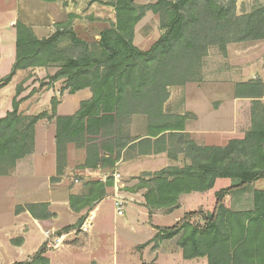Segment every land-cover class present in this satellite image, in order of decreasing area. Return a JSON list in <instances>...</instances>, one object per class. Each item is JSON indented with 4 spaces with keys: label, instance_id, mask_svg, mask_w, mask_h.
<instances>
[{
    "label": "trees",
    "instance_id": "trees-1",
    "mask_svg": "<svg viewBox=\"0 0 264 264\" xmlns=\"http://www.w3.org/2000/svg\"><path fill=\"white\" fill-rule=\"evenodd\" d=\"M106 1L114 10L115 20L92 47L77 39L72 31L58 30L39 40L29 27L15 24V61L0 86L8 84L19 71L57 63L58 71L51 80H62L68 94L87 89L91 98L82 101L71 116H58L52 104L49 113L28 118L19 111L17 87L12 110L0 118V177L10 175L17 162L33 152L34 127L44 119L54 120L55 124L56 175L50 179L52 184L63 176L69 144L84 150L82 169L92 171L114 170L127 151L137 148L148 149L146 153L140 151V156L165 154L171 162L183 155L188 165L142 173L139 189L145 190L142 197L149 216L155 211L173 212L180 207L181 196L207 192L218 179H229L233 184L215 194L211 212H186L171 227L153 226L156 239L180 236L177 245L184 260L264 264V189H253L251 210L230 211L223 203L225 197L245 192L264 180V104L259 101L264 96V85L255 81L235 86L237 96L253 100L251 124L242 139L230 140L223 147L197 146L184 133L188 116L164 112L170 88L203 81L202 69L211 48L224 56L229 44L264 43V7L236 16L238 0H148L155 3L143 7H137L136 0ZM148 11L158 15L162 35L147 51H142L133 44V32ZM66 37L72 47L82 48L77 58L69 57L67 50H58V44ZM134 116L145 119L144 139L124 133ZM174 146H179V151L174 152ZM110 186V181L87 182L84 191L71 194L70 210L84 215L74 225L62 228L58 236L79 227ZM48 208L44 203L26 204L14 212H28L34 219L49 220L54 215ZM193 218H199V223L193 224ZM43 254L44 245L28 262L18 264H48Z\"/></svg>",
    "mask_w": 264,
    "mask_h": 264
},
{
    "label": "crops",
    "instance_id": "crops-1",
    "mask_svg": "<svg viewBox=\"0 0 264 264\" xmlns=\"http://www.w3.org/2000/svg\"><path fill=\"white\" fill-rule=\"evenodd\" d=\"M84 4L87 3L83 0H0V81L11 73L15 61L16 33L14 27L17 22L29 27L37 39H47L56 32L57 26L63 25L64 22L66 23L73 17L77 19L84 11ZM94 11L95 7L91 5L89 12L92 14ZM112 16L113 13L109 15L108 19L114 22ZM95 18H100L97 16V12H95ZM76 21L74 22V29H76L77 26ZM210 54L211 53L208 52L205 60L209 59ZM217 61L215 60L214 65H212L214 69L204 71V77L201 83H188L182 87H172L169 89L170 95L164 105V112L172 116H188L189 118L184 124V133L192 136L196 141V137L201 138L203 141V136L206 133L223 134L230 132L232 135H236L235 138L226 140L224 142V145H226L230 140L242 139L250 128L253 100L244 95L237 96L235 94V86L255 81L262 82L264 85V43L262 41H255L229 44L226 47L225 55L223 56L221 54V56L217 58ZM209 64V61L206 62V69ZM216 65H219V67H216ZM28 73H31L33 78L36 77L38 79L45 76V70L43 68L19 71L12 77L8 84L0 86V118H3L12 110V101L16 96V88L21 82L20 78ZM33 78L23 85L24 91L20 94L21 96L19 95L16 98V101H19V111L22 112L24 116H37L44 112L49 113V102H51L52 99L56 100V114L58 116H71L76 113L82 101L91 98V93L87 89L78 91L74 94H68V91L65 90V86L62 85L64 89L58 90L57 86L63 83L62 80L54 83L56 86L54 89H50L44 94L42 93L43 91H41L42 95L38 93L30 95L33 88H35V86L32 85ZM259 101L264 104V96L260 98ZM38 102H43L45 104L44 107L41 108L38 106ZM169 108L173 109L174 112H170ZM207 117L212 119L211 123L214 125L213 130L198 129L200 124L207 120ZM138 120H140L139 122L142 124V129L145 128V119L139 116H134L132 118L131 126L137 123ZM39 128L43 130L47 128L50 134H53L50 140L52 137L54 139V120L50 122L46 120L38 121L35 125L34 148L32 154L18 161L10 175L0 177V183L7 182L4 180H10V182H15L17 184L20 180L22 182V179L27 177H31V180L36 179L34 180V184L38 186L34 193L41 195L40 199L32 203L17 205L16 207L26 204H48L49 212L53 214L54 217L49 220H37L28 212L16 215L14 212L15 207L12 211L14 219L13 229L10 231L0 227V245L5 246L0 249V264L28 262L43 245L45 240L44 233L46 231L52 229L59 230L74 225L80 216L84 214V212H82V214H76L69 208V196L71 194L64 189L66 174L60 177L59 182L54 185L50 183V179L56 175L55 149L52 163L54 171L52 170V172L47 173L44 177L40 178V180L35 177L36 172L34 173L31 167H33L32 164L35 162L34 158L39 152V147L37 145V131ZM132 136L137 138L134 133H132ZM138 137L144 139L146 134H141ZM198 145L210 147L219 146L206 144L204 142H199ZM224 145L222 144L220 147ZM70 147L68 148V154L71 156ZM164 155L165 154L141 156L138 159L132 160L120 159L114 170L115 173L120 174L121 179L125 177H138V175L142 173H155L170 165L168 159L164 157ZM80 172H87V176L91 177L102 175L100 178H103L104 176L102 171L93 172L90 170H81ZM260 183L259 181L254 183V189H264V187L260 188L257 186V184L259 185ZM121 186H123V184ZM122 193L124 195L126 192H119L121 195ZM114 194L113 190L110 192L108 191L106 196L99 203L95 204L92 212H90L92 218H95L105 205H110L113 208ZM129 195L139 196L136 203L132 205L133 207L141 209L148 215V209L143 205L142 196L138 194ZM186 196H190V194L180 197V209L181 200ZM113 210L114 217L124 216H117L116 210L114 208ZM63 211L71 212L74 215V219L71 223L58 225L57 222ZM93 228L92 226L83 240H79V236L82 234L76 236L69 234L75 230L65 233L66 235L68 234L66 238L73 236L70 240L72 242L73 240L77 241L73 244L69 243V245H63V254H66L69 259L56 260V264H125L119 258L117 246L115 244H113V248H111L113 249V254L111 256L109 255L101 258L98 254H95L97 248L101 246V244L99 243L97 233L93 232ZM35 232L37 233V238L40 236L42 238L38 240V244H35V248L33 252H31V250H26L27 239L31 235L35 236ZM49 253L50 252L47 254L44 253L43 257L48 260V264H54ZM76 255L77 257L80 256V258H76ZM139 264L141 263L139 262Z\"/></svg>",
    "mask_w": 264,
    "mask_h": 264
},
{
    "label": "rangeland",
    "instance_id": "rangeland-1",
    "mask_svg": "<svg viewBox=\"0 0 264 264\" xmlns=\"http://www.w3.org/2000/svg\"><path fill=\"white\" fill-rule=\"evenodd\" d=\"M173 1V0H167ZM225 1V0H222ZM108 1L103 0L102 2L97 3H89L86 1L87 4H84V11L83 15L81 14L76 17L71 18L66 23L64 22L63 25L57 26V30H65V31H72L77 39L83 41L90 45H96L100 39V33L104 31L106 28L110 26L109 15L113 13L112 19L115 20V14L113 12V8H111L108 4ZM154 1L148 0H136L135 5L137 7H143L148 5H153ZM106 4V5H105ZM94 5L95 11L91 14L89 12L90 6ZM264 7V0H238L235 4V14L236 16H242L246 14H250L252 11L256 10L257 8ZM95 12H97V16L100 18H95ZM77 20V21H76ZM76 21V29L74 26V22ZM162 31L159 27V17L158 15L153 14L152 12L148 11L144 14V16L138 21L134 28L133 32V44L140 50L147 51L151 45L162 35ZM58 50L68 51L69 57H78L81 52L82 48L80 47H72L70 45L69 39L66 37L62 39L58 44ZM210 57L208 60H205L204 66L202 69V74L204 77V71H209L210 69H214L212 65H214V61H217V58L221 56L220 52L215 49L211 48L209 50ZM209 61V65H207L206 69V62ZM218 62V61H217ZM220 65V64H219ZM216 65V67H219ZM37 69V68H36ZM45 70V76L41 79L36 77L33 78L31 73L24 74L21 76L20 84L18 85V89L20 90L19 95L22 94L24 91L23 85L28 81L32 80V85L35 86L31 91L30 95L34 94H41L48 92L50 89H54L56 86L54 85L55 82L52 81V77L58 71V64H50L49 66L43 68ZM63 83L58 84V90H63L62 88ZM171 89V88H170ZM41 91H43L41 93ZM205 94V92H204ZM21 96V95H20ZM41 100V99H39ZM53 101V100H52ZM49 102V107L51 108L52 104L57 108L55 103ZM43 102H38V106L41 108L44 107ZM170 112H174L173 109L169 108ZM22 113V112H21ZM172 116V115H171ZM29 116L28 118H30ZM137 117V116H136ZM189 118V117H188ZM144 119V118H143ZM51 121V119H44V121ZM211 120L207 117V120L200 124L198 129L204 130H213L214 125H212ZM136 121V120H135ZM138 120L137 123L134 125L127 127L126 131L124 132L128 136L135 138L132 136L134 133L137 138H140L141 134H146V124L145 128L142 129V124ZM132 122V121H131ZM224 126V125H223ZM133 127V128H132ZM53 134L47 130L39 128L37 131V145L39 147V152L35 156V162L33 165L32 170L35 173V177L38 180L44 177L49 172L54 171L52 166L54 160V149L55 143L54 139L50 140V137ZM236 135H232L229 133H221V134H213V133H206L203 137L204 140L202 141L201 138L196 137L197 141L194 140L192 136L189 135V139L192 140L197 146L198 143L204 142L210 145H216L220 147V145H224L226 140L235 138ZM34 138H35V127H34ZM71 145V147H70ZM225 146V145H224ZM71 149V156L68 154V148ZM200 147H210V146H200ZM213 147V146H212ZM215 147V146H214ZM223 147V146H222ZM175 151H174V150ZM179 146L172 147L174 152L179 151ZM147 148L144 147L143 149H135L127 151L124 155L123 160H132L140 158V153H146ZM141 151V152H140ZM41 153V155H40ZM32 154V153H31ZM30 154V155H31ZM29 156V155H28ZM153 156V155H152ZM166 157V155H164ZM177 161L171 162L169 161V166H176L182 167L184 165H188L189 162L184 158L183 155L177 156ZM85 161V152L83 149L76 148L73 144H69L66 147V159H65V169L63 172V176L66 174V180L64 181V189L69 191L70 194L78 195L82 191H84V185L87 182L92 181H101L102 183L111 182V186L106 189L107 192L113 190V208L116 210L114 203L116 198L121 199L123 202V215L122 217H114L113 215V208L110 205H105L101 208L100 212L97 214L95 218H92L90 212L85 216L84 221L82 222L79 227H77L76 235L79 236V240H83L85 236H87L88 232L90 231L91 227L93 226V232L97 233L98 240L101 246H99L96 250L95 254H98L101 258L105 256H111L113 254L111 248H113V244L117 246V254L119 258L125 264H139L148 263V264H208L205 258H197L191 260H184L182 257V252L178 247L177 243L179 241L180 236H176L171 239H156L157 238V231L153 229V226L158 227H171L175 222L182 219L184 213L192 212V211H203L205 213L211 212L214 208L215 204V194L224 188H228L233 184L232 180L229 179H218L216 180L214 186L209 191L205 192L204 194H190V196H186L181 200V209L180 207L174 210L171 213H167L165 210L162 211H155L152 212L151 216L145 214L141 209L137 207H133L132 204H135L136 201L139 199V196H131L129 194H138L143 196L145 190L139 189V183L142 177V174L138 175V177H125L124 179L120 177L119 173H115V170H103V178L101 176L98 177H91L87 176V172H80L81 170H88L82 169ZM167 168V167H166ZM165 169V168H164ZM92 171V170H90ZM94 172V171H93ZM100 175V174H99ZM55 177V176H54ZM34 180H31V177L23 178L16 184L15 182H10V180H4L7 182L0 183V227L4 230H12L13 229V209L17 205H22L24 203H32L35 200H39L41 195L35 194V189L37 188V184H34ZM2 181V180H1ZM261 182L259 185L260 188L264 187V181ZM7 183V184H5ZM52 184V183H51ZM55 183H53L54 185ZM123 184V186H121ZM254 189V185L249 186L245 192H236L230 196L225 197L223 203L226 208L230 211H248L252 209V191ZM86 190V189H85ZM124 191V195L119 192ZM131 197V198H129ZM143 198V197H142ZM180 203V198H179ZM143 205L145 207V202L143 199ZM180 205V204H179ZM92 212V211H91ZM82 214V213H79ZM84 215V214H82ZM74 219V215L71 212H64L60 214L58 225L68 224L71 223ZM195 223H199V218H193L190 220ZM88 226L87 233H81L78 229L84 225ZM62 229V228H61ZM61 229L56 230H49L51 234L56 237L58 236V232ZM73 231V230H72ZM37 233L35 232V236L31 235L27 239V247L26 250H31L33 252L35 244H38V240L42 237L40 236L37 238ZM65 234V233H64ZM73 236H69L65 238L64 245H69L75 243L77 240H70ZM19 240V239H18ZM17 241V239H16ZM5 242V241H4ZM48 240L45 238L44 240V253L52 257L53 263L56 264V260H68L69 257L64 253L63 246L59 248H54L47 244ZM148 243V245L143 249H138L139 246ZM4 248L5 246L0 245V249ZM75 253V252H74ZM76 258H80V256Z\"/></svg>",
    "mask_w": 264,
    "mask_h": 264
},
{
    "label": "built area",
    "instance_id": "built-area-1",
    "mask_svg": "<svg viewBox=\"0 0 264 264\" xmlns=\"http://www.w3.org/2000/svg\"><path fill=\"white\" fill-rule=\"evenodd\" d=\"M114 206L116 208V214L117 216H122L123 215V202L121 199H118L116 198L115 200V203H114ZM88 226L86 223L84 225H82L78 231L81 232V233H87L88 232ZM76 233V230L69 233V234H73L75 235ZM44 236L45 238L48 240L47 244L49 246H52L54 248H59V247H62L64 245V241H65V238L66 236H68V234L66 235H60V236H56L54 237L50 231H46L44 233Z\"/></svg>",
    "mask_w": 264,
    "mask_h": 264
}]
</instances>
